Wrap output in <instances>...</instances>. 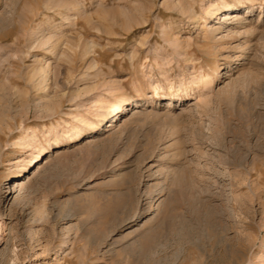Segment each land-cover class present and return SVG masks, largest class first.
I'll return each mask as SVG.
<instances>
[{
	"label": "rangeland",
	"instance_id": "obj_1",
	"mask_svg": "<svg viewBox=\"0 0 264 264\" xmlns=\"http://www.w3.org/2000/svg\"><path fill=\"white\" fill-rule=\"evenodd\" d=\"M120 95L141 105L44 150ZM0 225V264H264V0H0Z\"/></svg>",
	"mask_w": 264,
	"mask_h": 264
},
{
	"label": "bare ground",
	"instance_id": "obj_2",
	"mask_svg": "<svg viewBox=\"0 0 264 264\" xmlns=\"http://www.w3.org/2000/svg\"><path fill=\"white\" fill-rule=\"evenodd\" d=\"M211 8L207 7L206 9V13L208 14V16L215 15L214 13L217 11L215 9L212 10ZM232 8L233 7H228L226 11L224 12L225 19L233 17L232 14L233 12L235 13L236 11L231 12L230 10ZM175 39H174V42L171 43V45H172V48H174V50L176 51L177 57L181 58V56H184V62L189 60V57H187L188 53L185 49L186 45H184L183 43H180L179 41H175ZM170 42L171 41H169L168 43ZM162 59L164 60V58ZM186 63H188V61L185 62V64ZM40 71H41V75L45 76L47 74L44 68H42ZM190 72H192V70ZM212 81L213 79L206 72H200L198 75L194 74L191 80L192 83H195V86H197L198 90L200 89L203 90L204 87L207 88V86L209 87ZM157 86L158 85L153 87V93H157V89H158ZM178 86L182 88L183 85L178 84ZM180 87H178L177 89H179ZM185 89H187V87ZM180 96L181 95H178L177 93H175L173 95L169 94L168 98L180 99L181 98ZM93 101H94V107L93 108L91 107V109L88 110V112L86 113L74 112L71 115L72 121L62 120V122H64L63 125H61L60 121H58V123H56L55 125H50L49 127H47V134H46L45 140L48 142V146L44 148L46 152L50 151L53 148L60 146L63 139L65 143L81 141L87 134L86 132L88 129L90 130V133H96L99 131L108 130L111 126H116L118 124L122 115L126 113H130L131 111H134L136 107L141 105V102L139 99H133L129 101V99H127V97H125L124 95H120L110 101L107 100L105 97L103 98L98 97V98H95ZM107 115L109 118L103 124L102 123L96 124L91 119V117H100V116H105L106 118ZM16 143L28 148L27 149L28 151L25 156H22L21 158L13 162V165L9 171V178L11 179L18 177L23 172H25L27 169H29L31 165L35 164L39 156V153L43 151V147L41 146V141L37 139V134L35 130H32L31 132H27L25 135L20 137V141L17 140ZM50 158H51V155H48L42 159H45V163H46L50 160ZM0 228H1V225H0ZM1 240H2V237H0V243H1Z\"/></svg>",
	"mask_w": 264,
	"mask_h": 264
}]
</instances>
